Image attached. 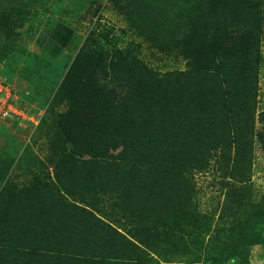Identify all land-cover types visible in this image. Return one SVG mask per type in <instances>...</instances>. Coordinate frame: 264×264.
Segmentation results:
<instances>
[{"label":"trees","instance_id":"obj_1","mask_svg":"<svg viewBox=\"0 0 264 264\" xmlns=\"http://www.w3.org/2000/svg\"><path fill=\"white\" fill-rule=\"evenodd\" d=\"M55 1L0 4V28L26 21L41 47L6 42L4 53L26 54L41 76L48 62L64 68L42 89L30 137L39 150L48 146V163L29 147L18 156L0 151V264H148L146 248L171 239L186 244L160 248L158 264H202L214 211L201 209L196 175L213 174L229 189L264 164L263 117L256 126L264 0H227L233 33L213 32V0H137L124 29L104 26L101 8L78 50L61 14L41 21ZM139 34V47L123 39ZM23 174L30 183L16 180Z\"/></svg>","mask_w":264,"mask_h":264},{"label":"rangeland","instance_id":"obj_2","mask_svg":"<svg viewBox=\"0 0 264 264\" xmlns=\"http://www.w3.org/2000/svg\"><path fill=\"white\" fill-rule=\"evenodd\" d=\"M136 1L56 0L52 7L53 13H47L41 21L50 22L51 17L55 18L61 14V21L72 30L70 38L73 45L71 47L74 48L77 45L78 50L84 37L92 28V22L101 13V8L103 16H100V18L104 26L108 28L115 26L124 29L127 28L126 18L131 17V14L137 11L135 7ZM213 1L212 4L209 3L206 12L207 18L217 24L213 32H220L221 28L226 27L229 33H233L230 29L234 26L235 20L230 23L229 20L225 22L223 16L226 10L229 11L231 9L227 7V0ZM262 7L263 19L259 27L262 30L260 48L263 53V63L259 70L256 126H259V119L264 118V2H262ZM210 8L212 10H209ZM168 9L170 8L168 7ZM181 11L186 16L191 14L188 8L185 9V12L184 10ZM215 12L217 13L215 14ZM220 17H223L222 20H220ZM42 24L37 27L42 28ZM7 25L9 26L7 30L0 28V42L2 41L0 43V151L6 150V154L2 153L5 157L8 155L18 156L20 152L22 153L25 148L29 147L40 160L47 164L46 156L51 152L48 146L46 145L42 150H39V147L33 144L30 137L38 125L44 110L42 102L39 101L42 89L50 86L53 83L52 79L58 78L59 72L63 74L64 68L59 63L49 64L50 62H48L44 68L47 74L41 76L33 72L36 68L26 54H11L10 52L5 54L6 49L3 48L6 42L14 45L16 43L21 44L22 47L36 51L41 48L38 46L39 35L35 26L30 29L26 21L18 18L9 19ZM9 29H13L19 34L14 38L8 32ZM209 33H212V31L207 32V34ZM25 37L27 39L24 42ZM141 37L139 34L138 36H127L123 39L125 41L133 40L136 46L139 47L142 44ZM3 40H5L4 43ZM35 46H38V49ZM206 51L210 55L214 53V57L219 54L209 46L206 47ZM65 53L69 56L73 54L64 50L60 52L62 57L66 55ZM217 64L219 62L215 63L216 67ZM23 68L26 69L23 70ZM261 154L263 153H258L259 158H262ZM65 160L64 154H58L54 159L57 165H63ZM48 167L52 175L51 164ZM212 175L209 173L196 175L197 182L201 185V190L204 194L200 200L201 209L209 214L214 211L211 225L207 232L203 233L204 240L209 243H205L204 250L201 252V263L215 264L214 259L219 257V264H240L242 260L240 255L242 253L248 258V264H264V215L260 218V214L257 213L259 199L264 196V164L255 163L249 174V180L245 181V183L234 181L231 183L233 187L229 189L223 188V184L213 180ZM39 176L40 178L35 181L45 183V174H39ZM25 178L23 174L16 180L20 182L25 180ZM30 181L27 179V182L30 183ZM251 224H254V227H251ZM258 229L260 230V235L255 234ZM170 241L169 244H164L160 241L159 244H154V248H146L148 257L145 260L149 261L148 264H158L160 257L157 252L161 250L160 248L170 251L176 250L172 245L182 247L183 244H186V241L176 239H171ZM195 241L196 239L193 242ZM237 244L243 246L244 249L241 250V246L237 248ZM231 247H235V256L231 255L233 253ZM195 248H197L196 242Z\"/></svg>","mask_w":264,"mask_h":264}]
</instances>
